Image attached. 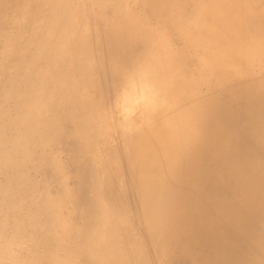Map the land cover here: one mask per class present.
Listing matches in <instances>:
<instances>
[{"label": "bare ground", "instance_id": "1", "mask_svg": "<svg viewBox=\"0 0 264 264\" xmlns=\"http://www.w3.org/2000/svg\"><path fill=\"white\" fill-rule=\"evenodd\" d=\"M205 1L0 0V264H264V62L220 184L197 164L223 136L192 125L222 112L183 114L170 49ZM246 34L264 48V3Z\"/></svg>", "mask_w": 264, "mask_h": 264}, {"label": "rangeland", "instance_id": "2", "mask_svg": "<svg viewBox=\"0 0 264 264\" xmlns=\"http://www.w3.org/2000/svg\"><path fill=\"white\" fill-rule=\"evenodd\" d=\"M262 3H264V0H206L202 3L203 9L200 12L196 10L197 16H194V19L190 16L186 17V39L182 38L180 44H174L173 42L171 44L170 52L172 56L174 50L182 53L183 62L187 67L184 86L188 97L184 102L185 110L183 114L188 117V113L193 111L194 108L206 109L209 110V113L212 110L222 112L211 122L200 119L192 125L197 135H200L201 132L211 137L213 143L215 137L223 136L214 155L209 150L204 155L203 147L199 144L201 160L197 166L202 180L205 172L211 176L210 179L215 178L214 180L218 184L228 177V172L224 169L220 159L229 153L232 143H236V137L229 131V127L233 125L232 120L241 117L240 107L246 102L243 97L246 94L255 96L254 92L258 90L259 78L257 77L258 67L256 63L264 62L262 58L264 48L258 49L255 46L247 45L246 42L249 36L246 34L240 37L239 35L243 33L247 26L248 10L259 7ZM187 29H189V32H187ZM256 51H259L262 57L255 58ZM242 56H246L248 59L243 60ZM248 60H254L253 67H245V62ZM236 71H238L236 75L244 71L247 77L243 81L235 76H233L235 80H229L216 73L223 72L235 75L234 72ZM196 99L201 102L192 101ZM189 108L192 109L188 110ZM171 112L173 111L171 110ZM202 140L207 143V138ZM189 149L191 148L189 147ZM210 167H214L212 168L214 171L209 172ZM187 168L191 169V167ZM185 178L188 196L195 194V190L205 189L201 186L204 182H199L197 186H193L190 185L195 182L194 179L191 180L193 176L185 175ZM236 180L239 181L237 177ZM192 187L195 190L191 189ZM237 197L239 198L237 200L238 204L245 205L247 201L253 199L254 194L243 196L241 193ZM171 205L172 203L170 207ZM256 209L260 210L257 207ZM234 213L239 216L244 215L236 207ZM159 219H161V215L156 214L155 220ZM153 230L154 234H158L159 225L155 224ZM196 264H198V261Z\"/></svg>", "mask_w": 264, "mask_h": 264}]
</instances>
